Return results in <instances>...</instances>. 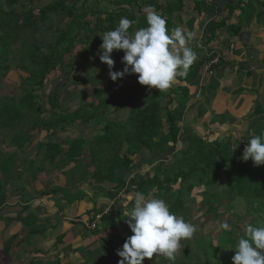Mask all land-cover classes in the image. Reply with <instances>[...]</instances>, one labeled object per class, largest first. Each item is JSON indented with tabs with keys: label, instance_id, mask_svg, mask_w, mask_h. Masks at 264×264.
Returning a JSON list of instances; mask_svg holds the SVG:
<instances>
[{
	"label": "crops",
	"instance_id": "crops-1",
	"mask_svg": "<svg viewBox=\"0 0 264 264\" xmlns=\"http://www.w3.org/2000/svg\"><path fill=\"white\" fill-rule=\"evenodd\" d=\"M134 1L150 4L155 12L158 10L157 14L166 20L169 34L176 27L192 34L188 46L198 57L194 62L198 68L193 76L187 80L177 76L178 90L172 87L174 83L163 92L147 86L149 95L161 94V107L169 110L177 109L182 100L178 80L189 91V103L182 114L178 150L185 152L189 147L188 137L192 136L208 146L230 144L243 160L247 140L264 130V0ZM120 52L118 71L124 68L121 63L124 52ZM216 53L227 59L220 68L209 72L199 61L204 62L208 55ZM133 76L136 75H129V87L136 85ZM115 84L116 81H111L108 98L119 94L120 90H112ZM81 96L74 107L50 109L51 116L75 114L80 103L85 101ZM166 99L168 101L164 103ZM83 110L92 111L80 109ZM112 110L110 107L108 114H100L92 124L77 121L70 126L54 125L50 130H31L30 143L19 148L18 154L9 155L16 164V178L8 173L3 181L8 184L5 192L3 190L8 199L1 194L3 187L0 188V264H118L121 258L117 250L122 249L133 235L128 224L118 230L119 225L101 229L98 223L96 234L88 226L111 206L122 211L127 202H132L129 197L136 192L132 180L135 177L150 178L158 164L161 168L169 167L171 164L165 161L169 158L174 161V153L170 151L163 156L146 153L142 158L132 157L130 170L115 174L117 179H122V186L113 182L98 183L92 177L96 170L92 159L87 156L74 159L68 152L77 141L88 138L92 131L100 128L101 119H104L103 128L106 123L125 120L122 113ZM162 122L166 124L164 112ZM42 145L58 146L60 150L41 152L39 147ZM84 151L87 155L86 148ZM32 164L34 168L30 167ZM2 178L0 168V182ZM130 210L121 212L122 222L126 223L124 216ZM115 221L119 224V216Z\"/></svg>",
	"mask_w": 264,
	"mask_h": 264
},
{
	"label": "trees",
	"instance_id": "trees-1",
	"mask_svg": "<svg viewBox=\"0 0 264 264\" xmlns=\"http://www.w3.org/2000/svg\"><path fill=\"white\" fill-rule=\"evenodd\" d=\"M5 2L8 5L7 8L3 6L0 0V83L7 77V72L9 71L7 63L9 55L12 54L13 49L17 50L20 45H22L23 51L27 53L26 60L30 62V67L27 70L30 76L27 82L29 86L34 85L42 92L49 83L47 80L48 76L64 68L66 57L75 53L79 44L83 45L81 52L83 63H81L79 69L76 68L73 71L72 76L73 79H77L79 77L77 71L79 70L88 73L89 67L95 61L100 49L102 39H97L94 29L91 28V23L86 21L88 15L83 8L76 9L75 6L68 5V0H58L37 11L29 9V11L20 14L18 18L16 6L19 4V0H5ZM109 2L121 9L118 12L104 13V21L107 26L102 28L98 26L102 32L105 33L118 27L121 17H127L135 21L129 29L131 33L135 29L139 30L147 27L145 15H141L140 12L136 11L132 13L126 12L125 8L127 7L138 8V4L134 0H109ZM97 4L98 2H96ZM167 12L171 13L172 10H167ZM99 13L101 14L100 11H95V15ZM51 15L68 18V23L63 28L55 29L54 41L49 45H44L45 50H43L42 42L38 40L31 41L27 38L26 33L29 30H35L40 25H44ZM235 32L237 30H234ZM23 40H25L24 43H22ZM115 52H118V55L121 53L120 51ZM199 62L202 65L203 62L201 60ZM195 65L196 63H193L187 74L181 78L185 80L191 78ZM133 79L136 85L127 86L115 97L104 98L102 96H106L105 92L97 91L95 103H84L83 101L80 103L79 111L75 114H71L69 117L54 116L59 118L55 120L56 122L54 121L55 123L51 121L47 123L40 120L44 105L41 104L38 108H32V103L41 101L43 98L37 91L26 89L18 101L9 99L0 102V131L8 132V134L17 131V126L25 118L23 111L27 110H33L36 115L29 122L32 126L29 130L33 131L43 128L50 130L54 125L61 126L63 123L65 126H70L77 121H81L82 124H92L93 119L100 116V114H108L110 107H112V111L122 113L121 115L125 120L118 123H106L105 128L102 130L104 134L102 133V136L94 139L96 147L87 148V145H91L90 137L92 133H90L88 138L77 141L68 152L71 158L74 159L82 158L83 156L92 159L96 165V170L92 177L98 183L113 182L122 186V179H117L115 174L128 172L133 164L132 157L137 155L142 158L144 153H149L151 156H163L171 151V153H174V163H171L169 167L161 168L162 165L158 164L159 166L157 165L153 169V177L146 180L135 177L132 180V185L135 187L136 192H142L146 196L151 191H155L157 194L162 192L163 196L171 194L172 197H175V200L170 205V211L180 215V213L186 211L184 194L191 193L197 185L205 186V188L217 186L223 182L220 173L227 171L226 177L232 180L228 190L229 193L243 200L249 214L264 211V165L255 167L251 160L248 162L242 161L240 153L234 151L230 144L216 143L208 146L203 141L192 136L188 137L189 147L187 150L180 152L178 144L181 135V120L183 111L189 103L188 89H181L182 100L177 109H163L160 101L161 94L153 93L149 95L147 93L148 87L139 84L136 76H133ZM57 98V96L53 97L52 95L46 97V101L51 105L52 109L61 108ZM81 108H88L92 111H80ZM163 112L166 114V124L162 122ZM262 132L264 130L258 132L257 135ZM251 138L247 140L246 145ZM12 139L18 147L22 148V146L30 143L32 138L29 133L24 132L23 134H16ZM85 148L87 155L84 151ZM43 149H45V153L49 149L55 152L60 150L58 146L53 145H42L39 147V151L42 152ZM106 154H110V158H106ZM2 172L3 174L7 173L5 169ZM212 173L216 175L213 177ZM192 180H197V183L190 184L187 188H184V184ZM176 185L179 186V189L177 193H172V186ZM212 196H208V198ZM165 200L168 201V198ZM121 212V210L117 211L111 206L108 212L99 215L98 223L101 224L100 228L119 225L117 228L119 230V227L126 226L127 223L121 221ZM208 212L215 218L220 216L218 206L213 204L209 207ZM118 216L119 224L115 221ZM92 231L93 234H96L98 232L97 226ZM221 235L223 236L221 240H227V237L231 235V230L227 231L224 229ZM211 241L213 240L210 239V249L213 248V242ZM186 255H188V258L194 259L191 257V253H186Z\"/></svg>",
	"mask_w": 264,
	"mask_h": 264
},
{
	"label": "rangeland",
	"instance_id": "rangeland-1",
	"mask_svg": "<svg viewBox=\"0 0 264 264\" xmlns=\"http://www.w3.org/2000/svg\"><path fill=\"white\" fill-rule=\"evenodd\" d=\"M1 1L3 3V6L7 8L8 5L6 4L5 0ZM56 1L58 0H19V4L16 6L18 12L17 16L19 18L20 14L29 11V9L37 11L40 8L48 4H52ZM96 2H98L97 5ZM67 3L69 6H75L76 9L83 8L84 11L87 12L88 16L86 21H89L91 23V28L94 29L97 39H101L104 34V32H102L100 28H98V26H100L101 28L107 26L106 22L104 21V13L118 12L119 9H121L120 7L118 9L117 7L113 6L109 2V0H68ZM149 8L153 9L150 4H138V8L135 7V9H132L130 7H127L125 9L127 13L136 11L140 12L141 14L143 13L142 15L147 16V10ZM95 11H100L101 14L99 13L95 15ZM67 23L68 18L51 15L44 25L38 26L35 30H29L26 33V36L33 42L36 40L42 42V49L45 50L44 45L51 44V42L55 39V29L63 28L67 25ZM24 42L25 40H23L22 43ZM82 50L83 45H77L75 53L66 57L64 68L55 71L48 76L47 80L49 81V83L42 92L34 85L29 86L27 82L30 76L27 72L30 67V62L26 60L27 53L26 51H23L22 45L18 46L17 50L13 49V52L9 55V59L7 62L9 66L7 77L4 78V80L0 83V102L9 99L18 101L24 94V90L26 89L35 92L37 91V93H39V95L43 99H41V101L39 100L38 102L32 103V108H38L41 104H43V113L40 114V120H43L45 122H54L55 118L57 117L51 116L50 109H52V107L46 101V97L50 95H52L53 97L58 95V103L62 108L76 106V104H78V97L85 93V95L81 96V98L83 99L85 97H88L87 99H84V103H95V99H97V97L94 95V93L97 91H104L106 96L102 97L108 98V95L110 93L109 89H111L110 86L112 87V80L109 76L108 66L100 61L98 53L95 61H93V64L90 65L88 73H84L79 70L77 71V75H79V77L77 79H73V71L76 68L79 69L81 63H83V60L81 59ZM117 56L118 52H114L112 55V59L115 61V65L113 68L114 71L119 70V62H117ZM196 68L198 67L195 65L192 73ZM217 68L220 67L217 66L210 72L215 71ZM128 79L129 75H126L123 79L116 81L115 86H113L114 89H112L113 92H115L116 90L122 91L128 85H130ZM88 80H90V82H87ZM64 81H66V83H64ZM178 82V86L180 87V89L185 88L181 85L180 80H178ZM174 84L175 85L172 84V87L175 90H178L176 81H174ZM70 98L71 100H69ZM166 101H168V99H166L164 103ZM23 113H25V118L22 120L21 124L17 126V131L12 130L13 132L9 134L8 132L0 131V168L2 171L3 169H5L7 171L6 174L11 173L12 178H16V164L14 159L9 155H11V153H14L15 155L18 154L20 148L16 143L13 142L12 137H15L16 134H23L24 132L27 134L30 133L31 130H29V128L31 127V124H29V122L33 117H36L33 110L23 111ZM47 113L49 114L47 115ZM109 118L111 117L109 116ZM103 122L104 119H101V121H99L100 128L92 131V136L90 137V143L92 144L91 148H93L94 146L96 147V145H93L95 144L94 139L96 137L102 136V133L104 134V131L101 130L104 127ZM93 123H97V121ZM25 148L26 147H24V149ZM42 152H45V149H43ZM110 156V154H106V158H110ZM26 157H28L29 159L28 155ZM135 157L138 158L137 155ZM172 161H170L169 158V161H165V163L171 164ZM34 167L35 165L32 166V168ZM227 173V171H222L220 173L223 182L219 183L217 186L205 188V186L197 185L191 193L184 194L186 211L184 213H180V215L178 216H182L186 221L191 222L195 227V231L190 239L181 241L182 247L177 252L175 261L169 262L162 256L156 259V257L154 256L152 260L145 259L143 264H233L232 258L236 252V249L234 248L235 245L238 243L239 239L246 237L245 229L249 224H252L253 226L264 225V211L251 214L248 213L243 200L229 193L228 190L232 180L226 177ZM6 174H3V178L0 182V188L3 187L1 194L4 198L8 199V196L6 195L7 193H4L5 187L8 186V184L7 182H3L7 178ZM212 175L214 177L216 174L212 173ZM150 177H153V174H151ZM196 183L197 180L187 182L184 184V188H187L190 184ZM20 186L21 185H18V187ZM12 187L15 188L14 185ZM178 189V185L172 186V193H177ZM148 196L164 200L168 198V201H165L168 203L169 207L175 200V197H172L171 194L163 196L162 192L157 194V192L151 191L149 192ZM208 196L212 197L208 198ZM129 204L131 206L133 204V201L131 203L129 202ZM129 204L127 202V204L123 206L122 212H125L128 209L130 210L131 207L129 206L128 208ZM212 204L214 206H218L220 216L217 218H215L208 212V209ZM124 217L127 218V215H125ZM225 223L229 225V229L227 231L231 230V235L227 237V240H221V238H223L221 233H223L224 230L222 226ZM107 233H109V230ZM210 239L213 240L211 241L213 242L212 249H210L209 247ZM186 253H191V257H193L194 259L188 258V255H186Z\"/></svg>",
	"mask_w": 264,
	"mask_h": 264
},
{
	"label": "clouds",
	"instance_id": "clouds-1",
	"mask_svg": "<svg viewBox=\"0 0 264 264\" xmlns=\"http://www.w3.org/2000/svg\"><path fill=\"white\" fill-rule=\"evenodd\" d=\"M146 22L147 27L131 33L129 29L135 21L121 17L118 27L101 37L98 55L100 61L108 66L112 81L126 75H137L139 84L163 92L172 86L177 76L186 75L198 57L188 46L191 33L176 27L169 34L166 20L151 8L147 10ZM121 50L124 52L121 61L124 68L113 71L115 61L112 55ZM242 159L244 162L251 160L255 167L264 165V132L248 141ZM129 199L133 206L126 223L133 235L122 249L117 250L121 258L118 264H143L145 259L152 260L154 256L174 262L182 247L181 241L192 237L194 225L172 213L164 199L149 197L139 191ZM99 219L96 217L88 227L94 230ZM222 227L229 229L227 223ZM245 232L246 237L239 239L234 247L233 264H264V225L249 224Z\"/></svg>",
	"mask_w": 264,
	"mask_h": 264
},
{
	"label": "built area",
	"instance_id": "built-area-1",
	"mask_svg": "<svg viewBox=\"0 0 264 264\" xmlns=\"http://www.w3.org/2000/svg\"><path fill=\"white\" fill-rule=\"evenodd\" d=\"M225 60H226L225 56L220 53H216L214 55H208V57L204 60L202 67L210 72L215 67L217 66L220 67L225 62ZM99 218L100 217H97V219ZM92 227H94V225H92Z\"/></svg>",
	"mask_w": 264,
	"mask_h": 264
}]
</instances>
